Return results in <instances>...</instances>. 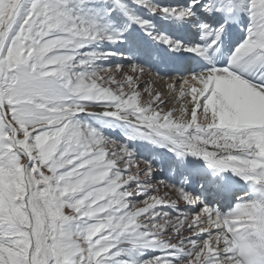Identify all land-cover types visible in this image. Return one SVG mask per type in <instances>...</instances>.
<instances>
[{"label":"snow or ice","instance_id":"snow-or-ice-1","mask_svg":"<svg viewBox=\"0 0 264 264\" xmlns=\"http://www.w3.org/2000/svg\"><path fill=\"white\" fill-rule=\"evenodd\" d=\"M0 264H264V0H0Z\"/></svg>","mask_w":264,"mask_h":264}]
</instances>
